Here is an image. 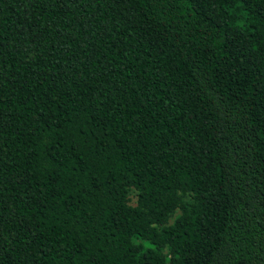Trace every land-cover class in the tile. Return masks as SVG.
Segmentation results:
<instances>
[{"label": "trees", "instance_id": "16d2710c", "mask_svg": "<svg viewBox=\"0 0 264 264\" xmlns=\"http://www.w3.org/2000/svg\"><path fill=\"white\" fill-rule=\"evenodd\" d=\"M0 264H264V0H0Z\"/></svg>", "mask_w": 264, "mask_h": 264}]
</instances>
